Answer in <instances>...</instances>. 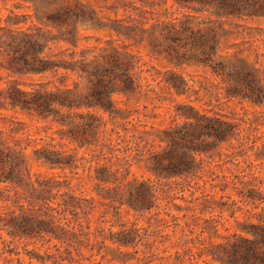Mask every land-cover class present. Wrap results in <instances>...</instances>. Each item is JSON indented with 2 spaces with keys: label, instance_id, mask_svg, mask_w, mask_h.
<instances>
[{
  "label": "trees",
  "instance_id": "trees-1",
  "mask_svg": "<svg viewBox=\"0 0 264 264\" xmlns=\"http://www.w3.org/2000/svg\"><path fill=\"white\" fill-rule=\"evenodd\" d=\"M168 1L0 0L8 10L0 18V56L6 58L0 68L8 72L0 75V109L27 111L47 122L41 125L47 134L53 131L37 140L22 135L26 123L20 119L0 125V264H13L12 254H20L15 243L23 240L34 244L24 248L29 263L128 264L142 251L137 264H148L152 253L137 245L138 223L106 227L105 208L142 215L167 196L162 179L180 177L191 186L204 176L239 196L222 193L215 202L219 215L242 211L245 218L240 231L200 247L201 254L222 264H264V176L257 170L264 142L257 147L251 136L255 120L194 103L203 89L209 100L223 94L264 106V50L254 44L264 42L263 31L245 22L264 17V0H171L175 11L158 8ZM141 46L165 68L144 69ZM161 82L169 95L157 89ZM151 99L175 101L169 123H125ZM30 146L50 172L32 171ZM223 162L239 172L218 173ZM87 182L99 198L74 188ZM207 201L201 212L212 208ZM15 261L25 264L20 256Z\"/></svg>",
  "mask_w": 264,
  "mask_h": 264
},
{
  "label": "rangeland",
  "instance_id": "rangeland-1",
  "mask_svg": "<svg viewBox=\"0 0 264 264\" xmlns=\"http://www.w3.org/2000/svg\"><path fill=\"white\" fill-rule=\"evenodd\" d=\"M172 1L169 0L168 3L164 6H160L158 8H169V12L175 11V5L170 7ZM8 13L2 5H0V18H4ZM250 25L259 26L262 28V35L264 38V17H255L248 18L245 20ZM84 33H90L92 31H83ZM91 43H94L95 38H91L89 40ZM254 44L260 46L261 50H264V42L263 41H255ZM141 50L143 53L144 60L147 62V65L144 66V69L155 65L156 68L163 70L165 67V62L163 59H157L155 57H150L148 53V48L146 46H141ZM0 60L5 61L6 58L0 56ZM187 71H191L194 73H202L203 71L195 66H188L185 68ZM154 72L155 70L152 69ZM7 74L8 72L4 69L0 68V75ZM143 75L147 76L148 79L155 83V80L152 79L150 72H144ZM39 75H24L23 78L26 80L38 79ZM160 77H156L159 79ZM196 79L203 80V77H197ZM215 81L218 82L219 85H223L224 83L220 81L219 78L213 77ZM199 82L195 83L196 87H199ZM159 86H163V83H159L157 89L161 92L169 95L167 88H162ZM223 91V90H221ZM204 91L201 89L200 100L195 101L194 103L198 106L203 107H213L214 109H219L225 113L230 114L236 118H245V119H254L255 123H252L253 127H256L251 132L252 138L256 139V146H260L264 142V106L263 105H253L247 100H241L239 98H231L227 99L223 94H221L220 99L212 97L209 100L208 95L203 94ZM116 98H122L120 95H116ZM194 97V95H193ZM185 96H177L176 100H186ZM141 104L138 106L137 112H133V114L129 117L130 122L125 123H153L155 125H161L163 123H169L170 120L175 116L174 103L175 101L165 100L163 102L151 99L148 101L142 100ZM123 105V103H121ZM133 104L130 101L129 106L131 107ZM156 104V105H155ZM146 105V106H145ZM161 105V106H160ZM155 114V116H153ZM7 115V119H3L0 117V125H4V123H11L8 119L10 117L20 119L26 123V127L24 129L25 133L22 135L30 134L35 139H48L49 134H52V129L47 132L41 127V125H45L44 121L39 120L35 115L21 110L19 108L16 109H0V116ZM107 118V116H105ZM112 123V122H108ZM119 123V122H117ZM122 123V122H120ZM242 125H247L242 123ZM111 126V124H109ZM56 136V134H53ZM33 147L30 146L26 152L30 156V162L32 165V171L37 172L48 171L45 165H43L40 161H36L33 157L32 153ZM263 150V149H262ZM251 152V151H250ZM241 160V165H245L243 162V158L239 157ZM254 163L259 162V159H256L254 155L250 158ZM217 162V159L215 160ZM236 166L232 165L228 162H223L222 168L215 167L218 173H225L226 175H230V171H234L238 173ZM257 170L261 171L260 175L264 176V164L258 165ZM57 171V170H55ZM141 173V171H138ZM149 176L148 173L144 174V177ZM261 177V178H262ZM197 181V183H196ZM258 181V180H257ZM256 181V183H257ZM163 187L167 190V196L162 194V198L158 201V207L152 209L150 212H145L142 215L136 214L133 211H127L126 209H121L118 214H116L115 209L111 207H106L107 210V218L110 219L109 222L105 223V226L108 227L111 222L119 223L120 221H125L131 223L132 221H136L138 225L141 227L142 237H137L138 247L141 249H148V253H152L150 257V261L148 264H222L221 262L214 260L211 258V255H207L205 253L201 254L200 247L209 245L211 242H217L222 240L221 236L228 235L233 233L234 231H240L238 227V222L243 221L245 218V213L242 211L236 212L235 217L229 216L228 212H223L222 216H220L219 208L216 207L217 201L221 200V194L227 193L231 194L232 198L239 199V196L236 194L235 190L229 186L224 191L220 189V186H213L211 183H219V180H211L210 177L204 176L200 179H194L191 182V186L188 185L183 178H170V179H162L159 181ZM74 188L77 192H83L85 194L93 195L96 198L98 194L95 190H93V185L90 182H87L83 185H74ZM183 189V190H181ZM193 192V194H192ZM169 195V196H168ZM198 196L197 200H194L193 197ZM225 199V198H224ZM208 204V210L201 212V208L204 206V203ZM98 204L101 203L98 201ZM103 206V205H101ZM177 216V219L174 216ZM201 217H197V216ZM214 219H211V218ZM205 218H209V221H204ZM219 219L220 221H218ZM254 219V218H253ZM176 222L180 224H176ZM209 225L210 228L208 230H201L202 225ZM212 226H214L212 228ZM118 225L113 226L114 230H117ZM5 238H9V236L3 232ZM25 240L16 241L15 245H17V250L20 251L19 255L12 254L14 261L13 264L16 263L15 258L20 256L25 264H38L36 260H32L29 263L30 259L27 254H25V247L27 249L34 248V244H25ZM40 243H36L39 246ZM14 245V246H15ZM128 250H135L134 246H129ZM134 258L129 259L127 261L128 264H137L139 261L136 258H140L143 256V252L139 251L137 253H132ZM100 256H96V259H99ZM2 261V259L0 260ZM144 260L141 261L143 264ZM115 264H121L120 261L115 260L112 261Z\"/></svg>",
  "mask_w": 264,
  "mask_h": 264
}]
</instances>
